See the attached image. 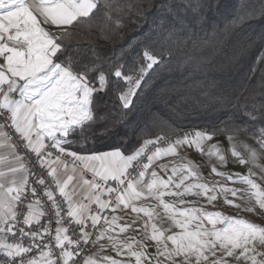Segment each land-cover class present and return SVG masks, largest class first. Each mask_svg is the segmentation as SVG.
Masks as SVG:
<instances>
[{"label":"snow or ice","instance_id":"1","mask_svg":"<svg viewBox=\"0 0 264 264\" xmlns=\"http://www.w3.org/2000/svg\"><path fill=\"white\" fill-rule=\"evenodd\" d=\"M212 7L205 0H0V264H127L89 251L105 238L135 264H264V227L186 199L204 197L215 206L227 193L245 201L238 196L244 190L200 182V167L181 155L192 149L223 166L219 143L205 147L226 133L232 157L255 164L257 149L245 145V159L233 140L246 132L264 150V126L236 113L250 107L244 114L256 121L264 101L253 97L249 105L242 91L221 93L217 99L227 118L218 123L187 130L157 124L150 113L135 139L127 138V117L138 110L153 73L210 62L193 53L223 44L237 25L264 17V0L258 9L252 0H240L223 28L208 31ZM150 14L131 59L123 53L102 58L99 49L80 42L81 27L103 34L126 27L125 20L147 23ZM262 60L264 49L257 64ZM255 72L253 67L243 81ZM257 86L264 96V76ZM122 127L123 143L106 151L94 147L101 138L120 136ZM165 157L179 163L159 164ZM211 172L246 184L247 199L264 210V189L251 169L229 174L212 165ZM224 203L255 211L226 195ZM118 211L136 216L121 225L125 217ZM130 230L142 232V239L120 238Z\"/></svg>","mask_w":264,"mask_h":264},{"label":"trees","instance_id":"2","mask_svg":"<svg viewBox=\"0 0 264 264\" xmlns=\"http://www.w3.org/2000/svg\"><path fill=\"white\" fill-rule=\"evenodd\" d=\"M205 3L215 5L206 11L204 23V27L211 31L212 26L223 28L225 23L231 20L240 0H205ZM252 3L258 9L261 0H252ZM151 19L150 14L147 23L140 19L125 20L126 27L118 28L113 32L105 29L103 34L99 30H93L89 34L85 27L77 31L81 33L80 42H86L89 46L99 49L100 57L115 58L123 53L131 59L135 55L133 49L137 47L136 42L143 37L144 32L148 31ZM200 36H204L203 31L200 32ZM262 36H264V17L257 15L251 21L237 25L223 44L209 47L200 53H193L209 57L210 62L193 64L180 71L158 70L153 73L142 99L137 102L138 110L127 117V138L135 139L136 132L143 127L145 118L150 113L158 117L157 124L166 123L184 129L204 128L218 123L219 120L227 118L225 109L217 99L221 93L231 95L233 92L242 91L243 96L248 98L249 105L253 103V97L256 103L264 101V96L258 94L262 90L257 86L258 81L264 76V60L259 64L256 61L264 49ZM253 67L256 68L253 79L245 83L243 77L250 73ZM244 103L242 99L241 105L243 106ZM246 111H251V108H241L236 115L249 123L264 126V115L257 113V120L251 121L250 117L244 114ZM152 131L158 132L159 129L153 127ZM123 133L122 127L120 136L101 138L94 147L101 151L110 150L123 143L126 138ZM239 134L251 136L246 132ZM201 163L205 167L209 166V160L204 156H201Z\"/></svg>","mask_w":264,"mask_h":264},{"label":"rangeland","instance_id":"3","mask_svg":"<svg viewBox=\"0 0 264 264\" xmlns=\"http://www.w3.org/2000/svg\"><path fill=\"white\" fill-rule=\"evenodd\" d=\"M194 128H201V127H194ZM215 143H219L220 147L223 149L227 159V163L221 166L217 163L215 157H212L209 160L208 157L204 156L209 160V166L200 167L199 164L197 163L203 174L200 182H207L209 183L210 186L214 184H221V185H226L229 188L242 189L244 191L238 193V196H244L245 201L233 197L231 193L218 195V200L213 202L215 206L207 204L204 197H199V198L193 197L194 199L192 200L198 199L199 204L201 206H204L206 211H221L225 215L240 216L246 220H249L250 222L257 223L260 226L264 227V210L259 209V207L255 205L254 199L252 200L247 199V197L250 195V193L248 192V186L242 183L233 184L230 181H228L226 178L218 177L211 172L212 165H215L218 171H222L229 174L240 173L244 175V174H248L249 169H251V171L255 173V175L252 176V179L255 180L256 183L259 184L262 189H264V150L259 149V145L256 143V140L253 137L243 134H237L234 137L233 143L236 146V150L239 151L245 159H247L248 157V152L245 149V145H248L252 148H256L258 151V157L255 164L241 165L238 162V160H236V158L232 157L231 155L230 144L227 139V134H219L217 136H214L212 140L207 142L205 151H207L208 146ZM225 195L227 196V199L234 200L236 204L243 205L244 203L247 202L249 206L254 207L255 211L245 212L234 208L232 205L225 204L224 203ZM189 200H191V198ZM231 264H235V262L231 261Z\"/></svg>","mask_w":264,"mask_h":264},{"label":"crops","instance_id":"4","mask_svg":"<svg viewBox=\"0 0 264 264\" xmlns=\"http://www.w3.org/2000/svg\"><path fill=\"white\" fill-rule=\"evenodd\" d=\"M181 155L186 156L188 159L192 160L196 165L199 164L200 167H205L202 163H201V155L200 153L196 152L195 150L192 149H187L186 151H182ZM171 161H175L177 163H179V160L177 158L174 157H165L163 158L161 161H159V164H169V166L171 167L170 162ZM198 163V164H197ZM170 174V173H169ZM194 199L193 197H186V199ZM165 199H171L169 197H165ZM141 202H137V204H140ZM155 203V202H153ZM125 211H130V210H125ZM116 215H119L121 217H125V212H117L115 213ZM111 214H109L110 216ZM136 216L135 213H132L131 216L129 217H125V219H122L121 221H119V223L121 225H123L124 223H132V219ZM115 235V233H114ZM142 232L139 231H134V230H130L127 233H123L120 234V238H128L129 241H131L132 238H135L137 240L142 239ZM151 244V242H149ZM100 244H104L105 247L103 249L100 248ZM100 251L101 255H108L113 257L114 259H118V260H125L127 261V264H135V260L134 258H129L126 255H120L118 256L116 254L115 251H113L112 247H111V243L107 240V238H105L104 240L100 241L97 245H95L93 247V249L91 250V252H96V251ZM155 251V246L154 244H151V246L149 247V252L152 253Z\"/></svg>","mask_w":264,"mask_h":264},{"label":"built area","instance_id":"5","mask_svg":"<svg viewBox=\"0 0 264 264\" xmlns=\"http://www.w3.org/2000/svg\"><path fill=\"white\" fill-rule=\"evenodd\" d=\"M185 129L190 130V129H196V128H185ZM14 138H15L14 133L10 131V132H9V139H14ZM31 156H32V161L34 162V154H31ZM26 162H27V160H26ZM35 166H36L37 168H39V165H38V164H36ZM93 207H94V206H93ZM93 247H94V246H91V245L88 246L90 252H91V250L93 249Z\"/></svg>","mask_w":264,"mask_h":264}]
</instances>
